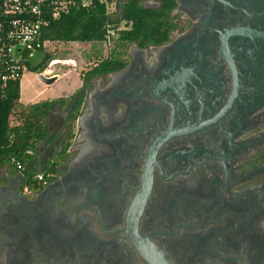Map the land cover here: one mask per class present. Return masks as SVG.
Segmentation results:
<instances>
[{"label": "flooded vegetation", "instance_id": "af4514ba", "mask_svg": "<svg viewBox=\"0 0 264 264\" xmlns=\"http://www.w3.org/2000/svg\"><path fill=\"white\" fill-rule=\"evenodd\" d=\"M174 2L0 169V264H264V0Z\"/></svg>", "mask_w": 264, "mask_h": 264}, {"label": "trees", "instance_id": "16d2710c", "mask_svg": "<svg viewBox=\"0 0 264 264\" xmlns=\"http://www.w3.org/2000/svg\"><path fill=\"white\" fill-rule=\"evenodd\" d=\"M150 0H124L121 4V16L113 19L107 15L101 0H94L88 8L72 9L54 21L43 32V40L49 42L83 44L104 43L110 26L118 30L121 23L127 27L119 31L118 38L111 44L112 51L108 58L98 59V65L89 75H102L116 70L113 61H120L121 56L131 44L147 47L169 41L168 23L175 8L174 0H156L162 5L158 9H147L144 4ZM168 24V25H167ZM50 54H43L37 66L29 65V72L43 73ZM20 81H7L0 84V169L11 158H16L23 165L31 159L39 141L43 139L44 121L52 108L65 102V99L44 101L31 106L20 103ZM19 111V113H17ZM19 114L23 122L18 126L11 124L13 115Z\"/></svg>", "mask_w": 264, "mask_h": 264}, {"label": "built area", "instance_id": "2783aa9c", "mask_svg": "<svg viewBox=\"0 0 264 264\" xmlns=\"http://www.w3.org/2000/svg\"><path fill=\"white\" fill-rule=\"evenodd\" d=\"M93 3L94 0H0V84L9 80L21 83L29 65L37 66L46 45L52 43L43 40L44 30L72 9L88 8ZM101 3L109 17L121 16L120 1L101 0ZM126 29L124 23L117 31L109 26L104 43L111 46L119 31ZM10 163L19 173L24 169L16 158H11ZM37 180L42 181L43 175Z\"/></svg>", "mask_w": 264, "mask_h": 264}, {"label": "rangeland", "instance_id": "374dc122", "mask_svg": "<svg viewBox=\"0 0 264 264\" xmlns=\"http://www.w3.org/2000/svg\"><path fill=\"white\" fill-rule=\"evenodd\" d=\"M121 3L124 0H118ZM112 46L105 43L83 44L79 42L61 43L52 42L47 44L43 53L50 54L51 60L46 63L47 68L41 75L49 78L57 75L59 79L51 86H46L37 81L39 73L27 72L22 79V102L28 103L34 96L46 89L42 95V99L51 97L68 95L80 85L83 69L89 68V63L105 58L111 51ZM43 58V57H42ZM60 62L55 64L54 62ZM50 71L52 73H50ZM19 113V111L17 112ZM23 122V118L19 114L13 115L11 124L18 126Z\"/></svg>", "mask_w": 264, "mask_h": 264}, {"label": "crops", "instance_id": "0c3cea01", "mask_svg": "<svg viewBox=\"0 0 264 264\" xmlns=\"http://www.w3.org/2000/svg\"><path fill=\"white\" fill-rule=\"evenodd\" d=\"M49 78H51V77H49ZM58 79H59V77H57ZM57 79V80H58ZM39 80V77H37V81ZM40 81V80H39ZM41 82V81H40ZM42 83V82H41ZM44 84V83H43ZM47 86V85H46ZM81 86V82H80V85H78L77 87H75V89L76 88H78V87H80ZM20 89H21V95H22V90H23V87H22V82L20 83ZM74 89V90H75ZM73 90V91H74ZM46 91V89L45 90H43L42 92H40L39 94H37L36 96H34L28 103H24V102H22V98H20V103L22 104V105H24V106H31V105H35V104H37V103H40V102H44V101H52V100H56V99H60V98H62V97H65V96H67V95H62V96H56V97H51V98H48V99H42L41 97H42V95H43V93ZM73 91H71V93H73ZM71 93H69V94H71ZM68 94V95H69Z\"/></svg>", "mask_w": 264, "mask_h": 264}, {"label": "water", "instance_id": "95a60500", "mask_svg": "<svg viewBox=\"0 0 264 264\" xmlns=\"http://www.w3.org/2000/svg\"><path fill=\"white\" fill-rule=\"evenodd\" d=\"M38 77H39V80H40L42 83H44L45 85H47V86H51V85H53V84L57 81V79H58L57 77L47 78V77H45L44 75H41V74H40ZM36 161H38V157H35L34 159H32V160L27 164V166H26V168H25V171L22 172V178H23V177H26L27 174H28V172L31 171V170L33 169L32 166H33V164H34ZM40 162H41V164L44 163L43 160H40ZM40 172H42V170H40Z\"/></svg>", "mask_w": 264, "mask_h": 264}, {"label": "bare ground", "instance_id": "6f19581e", "mask_svg": "<svg viewBox=\"0 0 264 264\" xmlns=\"http://www.w3.org/2000/svg\"><path fill=\"white\" fill-rule=\"evenodd\" d=\"M59 63H60V62L56 61V62H54V65H55V64H59Z\"/></svg>", "mask_w": 264, "mask_h": 264}]
</instances>
